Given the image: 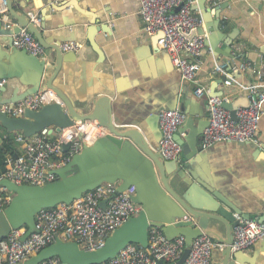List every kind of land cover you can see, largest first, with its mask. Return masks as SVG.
Wrapping results in <instances>:
<instances>
[{
    "label": "crops",
    "instance_id": "0c3cea01",
    "mask_svg": "<svg viewBox=\"0 0 264 264\" xmlns=\"http://www.w3.org/2000/svg\"><path fill=\"white\" fill-rule=\"evenodd\" d=\"M46 2L22 0L15 2L13 7L17 12L38 14L41 19L39 26H44L43 34L52 44L76 42L82 45L78 52H63L62 70L56 79L57 86L75 108L86 110L99 96L111 97L114 122L140 129L150 145L159 151V115L162 111L185 106L187 119L177 133H180L185 144L190 142L197 150L195 167L202 172L206 184L226 197L233 207L250 214L252 219L264 216V116L260 122L261 143L258 146L220 142L204 149L202 144L203 132L209 121V95L213 94L217 80L226 77L231 81L229 86L225 83L219 85L216 92L223 93L228 103L237 108L249 106V90L252 87L257 86L264 92V76L259 80L255 73L257 68L264 65V0L192 1L196 15L203 19L199 34L207 37L203 66L198 75L199 82L208 91L202 98L194 95L195 85L182 80L170 56L160 49L158 39L161 35L145 31L139 0H55L58 7L54 5L52 9ZM202 8L212 11L205 13ZM96 19L104 28L94 36L102 58L89 40V30ZM0 22L3 30L0 31V65L4 66L7 65L5 57L13 55L12 50L7 48L11 35L6 25L17 24V21L6 14L0 15ZM230 36L235 39L231 46L227 45ZM236 45L241 46L240 52L235 50ZM45 56L49 62L55 61L56 54L52 51L47 50ZM226 62L233 63L230 70L215 74V66ZM242 65L244 69L240 68ZM23 79L26 80L25 77ZM4 87V99L12 97L17 89L19 94L27 90L19 78L6 80ZM59 132L54 130L52 137L58 139ZM107 133L74 156L70 164L86 169L97 155L99 161L94 163L93 169L104 167L101 171L106 172L105 166H110V163L103 161L102 155L106 154L105 148L109 145ZM0 137L4 142L6 131L2 127ZM19 148L21 152L22 146ZM184 157L182 153L179 162L184 161ZM123 159L132 165L135 161L134 151L125 153ZM59 180L57 176L55 182ZM118 186L121 188L119 183ZM8 192L12 200L16 193ZM134 199L135 203L141 205L138 190ZM153 200L160 207L177 208L158 190L153 192ZM178 210L181 211L179 207ZM22 228L28 230L27 226ZM219 230V238H224L225 227L220 226ZM60 240L62 243L77 244L80 250H84L76 240ZM37 255L30 256L22 264H36L34 258ZM236 256L242 264H264V240L251 250L233 252L232 259H236ZM213 259L214 264H222L223 253L216 250Z\"/></svg>",
    "mask_w": 264,
    "mask_h": 264
},
{
    "label": "built area",
    "instance_id": "2783aa9c",
    "mask_svg": "<svg viewBox=\"0 0 264 264\" xmlns=\"http://www.w3.org/2000/svg\"><path fill=\"white\" fill-rule=\"evenodd\" d=\"M140 15L145 23V31L161 34L159 47L166 52L175 70L183 81L195 85L194 95L202 98L208 93L201 85L198 75L202 70L203 51L206 35L199 34L203 19L196 15L191 0H139ZM179 9V11H177ZM9 14L6 0H2L0 15ZM29 17L35 25L41 23L38 14L30 12ZM17 24L7 23L6 29L13 30ZM193 33H195L193 35ZM12 47L25 50L36 57H46V49L26 28L12 36ZM82 45L66 42L60 45L63 52H78ZM235 50L241 51L236 45ZM233 63L226 62L215 66V74L230 70ZM244 69L245 66L240 67ZM235 69V68H234ZM236 70V69H235ZM260 80L264 76V65L255 70ZM6 80H0V111L12 118H20L26 110L39 111L44 105L59 102L57 93L49 89L45 92L26 97L17 104H2V89ZM230 80L225 85H231ZM250 104L236 111V120L231 112L223 107L227 98L210 97L208 102L209 121L204 129L202 144L204 149L217 143L259 145L261 118L264 116V92L257 86L249 90ZM187 115L180 109L165 110L159 115L162 137L159 151L167 161L179 160L183 147L176 141L178 129L185 123ZM107 130L96 120L76 122L62 129L59 138L54 139L49 128L26 137L18 133L16 141L22 146L18 156H8L5 171L0 181L9 180L18 186H45L57 180V170L68 165L72 158L80 154L85 146L91 145ZM68 149H64L65 146ZM136 187L125 191L118 190V184H102L85 193L70 204H61L54 208L43 209L36 215L34 231L24 238L26 229L12 230L9 236L0 240V264H22L30 256L39 254L51 246L57 239L76 240L84 250L94 251L105 246L111 234L129 219L142 212V205L133 201ZM11 202V194L6 187L0 186V214ZM106 202L104 206L102 204ZM238 226L234 229V241L230 245L232 252H244L254 248L264 239V222L256 219H243L238 216ZM189 255L183 264H212L215 249L224 250L226 244L216 243L209 236L202 235L190 245L184 236L168 238L158 227L149 229V245L130 244L109 261L101 264H178L186 249ZM40 264H63L60 258L43 260Z\"/></svg>",
    "mask_w": 264,
    "mask_h": 264
},
{
    "label": "water",
    "instance_id": "95a60500",
    "mask_svg": "<svg viewBox=\"0 0 264 264\" xmlns=\"http://www.w3.org/2000/svg\"><path fill=\"white\" fill-rule=\"evenodd\" d=\"M17 1L22 0H6L9 14L17 21L18 26L8 32L11 35V43L7 48L12 50L13 55L9 54L5 57L7 65H0V80L19 78L22 86L27 87V90L19 94V89H17L12 97L4 99L2 98L3 92L6 90L4 87L1 103L17 104L30 95L49 89L57 93L60 101L44 105L39 111L26 110L20 118L9 117L0 111V127L8 133H22L26 137H31L45 128H49L53 133L54 130L59 132L64 128L71 127L76 122L96 120L108 132L106 140L109 145L105 148L106 154L102 155V159L106 163H110V166H105L106 172L105 170L101 171L104 167L93 169L94 163L99 161L96 155L86 169L69 163L57 170L56 174L60 180L44 187L18 186L9 180L0 181V186L16 193L5 211L0 214V240L6 239L12 230L20 229L23 226L28 228L24 236L27 238L34 231L36 215L41 210L54 208L61 203L70 204L80 199L84 193L109 182L119 183L121 188L118 186V190L120 192L135 186L143 207L142 212L116 229L107 239L103 248L94 251L80 250L77 244L62 243L60 239H57L54 244L43 249L34 258L36 264L54 257L60 258L63 264L105 263L115 258L121 250L130 244L147 248L151 227L162 229L163 233L171 239L184 236L188 245L192 240L207 235L216 243L226 244L224 250H214V252L218 250L223 253L222 264H242L237 256L236 259H232L233 252L230 245L234 241V229L239 224L237 217L252 219L251 215L233 207L226 197L215 192L211 186L206 184L202 172L195 167L198 157L197 150L193 149L190 142L185 144L180 133H177L176 141L183 147L185 160L181 162L178 159L165 160L163 155L150 145L146 135L140 129L131 125H117L114 122L112 98L109 96H99L92 102L91 108L86 110L75 108L69 97L56 84L64 61L60 45L52 44L47 40L43 34L44 26L35 25L26 12L21 13L14 9L13 5ZM46 4L51 9L56 5L55 0H47ZM202 11L209 13L212 10L202 8ZM99 21L96 19L92 22L89 40L94 50L102 58L94 40L95 34L104 30ZM23 28L32 33L46 50L56 54L53 63L49 62L46 57H36L28 54L25 50L12 47V36ZM1 29L0 22V31H3ZM234 40V36H230L227 45L231 46ZM24 77L26 80L23 79ZM225 81L226 77L217 80L213 87V94H210L209 97H222L223 93H217L216 89ZM223 107L229 110L233 120H236V111L239 108L230 102H224ZM180 109L186 112L185 106ZM2 144L3 140L0 137V146ZM68 147L67 145L64 149L67 150ZM87 147L85 146L82 151ZM132 151L135 153V161L129 165L124 161L123 155ZM17 156L18 154L15 155V157ZM103 172L105 173L102 174ZM155 190L169 198L177 208L157 205L153 200ZM134 198L135 196L133 201H135ZM105 204L106 202L102 206ZM178 207L181 211L178 210ZM256 220L264 222V216ZM220 226L225 227L224 238H219ZM189 251L188 248L185 250L178 264L184 263ZM159 264L165 263L160 261ZM212 264H214L213 256Z\"/></svg>",
    "mask_w": 264,
    "mask_h": 264
},
{
    "label": "trees",
    "instance_id": "16d2710c",
    "mask_svg": "<svg viewBox=\"0 0 264 264\" xmlns=\"http://www.w3.org/2000/svg\"><path fill=\"white\" fill-rule=\"evenodd\" d=\"M17 134L6 132V138L0 146V175L5 171L7 157L20 153V145L16 141Z\"/></svg>",
    "mask_w": 264,
    "mask_h": 264
}]
</instances>
